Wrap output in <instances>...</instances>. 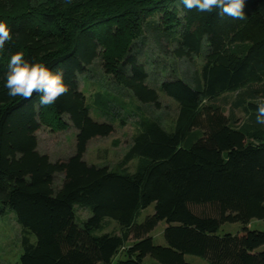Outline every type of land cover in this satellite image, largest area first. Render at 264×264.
Wrapping results in <instances>:
<instances>
[{"label": "trees", "instance_id": "trees-1", "mask_svg": "<svg viewBox=\"0 0 264 264\" xmlns=\"http://www.w3.org/2000/svg\"><path fill=\"white\" fill-rule=\"evenodd\" d=\"M244 12L243 20L221 18L182 0H0V20L12 30L0 50V204L21 228L15 264H143L147 255L162 264H191L185 255L264 264V229L247 227L264 219V125L236 127L213 104L235 93V105L257 116V103L242 93L264 100V0H246ZM147 34L162 42L163 59L142 61ZM17 51L62 69L69 92L46 107L40 94L9 97L7 63ZM197 57L192 81L176 74L175 61ZM97 59L129 100L79 86ZM167 59L173 75L154 85L149 66L164 70ZM159 92L176 103L170 129L143 108L162 109ZM129 119L133 132L115 166L84 160L93 138ZM69 126L70 155L52 159L38 150L41 127ZM160 221L164 244L150 236ZM227 222L242 227L218 234Z\"/></svg>", "mask_w": 264, "mask_h": 264}, {"label": "rangeland", "instance_id": "rangeland-1", "mask_svg": "<svg viewBox=\"0 0 264 264\" xmlns=\"http://www.w3.org/2000/svg\"><path fill=\"white\" fill-rule=\"evenodd\" d=\"M145 39V48L141 58L142 61L150 59L151 57L157 58L161 60V52L159 50L162 42H157L156 38L151 34H147ZM202 57V56H201ZM145 58V59H144ZM168 61L163 60V65H166V71L160 69H155L153 65L149 66V74L152 72L154 74L150 77L151 80L154 81V85L158 83L161 77H165V74L173 75V71H171L170 62L171 59H167ZM201 63V58L197 57L191 62L179 63L175 61L174 67L176 74L178 76L184 77L186 79H191V81L195 78V74L198 66ZM168 65V66H167ZM164 68V66H163ZM169 68V69H167ZM83 79V80H82ZM152 82V81H151ZM79 86H86L87 93L96 90L107 88L113 91L115 94H120L124 100H129L128 93L125 90L119 89V87L115 84L112 77L103 73L100 67V59L95 61V64L89 70L83 78L79 79ZM242 97L244 101L251 100L255 103L257 101L262 100L258 96L251 97L248 93H242ZM159 95L162 97V106L163 108L160 110H154L149 107H143L144 111L147 115L155 117L161 120L165 129H170L173 127V120L176 116V103L174 100L159 92ZM237 100V96L235 93H228L221 95L216 100H214L213 104L219 105L225 115H229L231 121L235 120L234 126L236 127H251L252 124L256 123V116H250L249 113L244 110L243 106L235 105ZM92 117H94V113H91ZM96 119V118H95ZM132 119H129L127 123L120 127H115V131L107 136V137H95L93 138L89 144L87 145L86 151L84 153V160L87 163H93L97 165L107 164L109 166H115L118 160L122 157L125 152L127 145L129 143L130 136L133 132V126L131 125ZM247 125V126H246ZM73 133L74 130L71 126L63 131L52 132L48 128L41 127L37 132L38 139V150L41 152L48 153L51 158L63 159L71 154L73 149ZM113 141H117V145L114 146ZM137 160L132 161L128 164V169L130 171L134 170L137 166ZM153 212V205L148 206L141 212V215L137 219L138 222L142 221L145 215ZM87 211L85 209H77V215L79 218L83 219L87 216ZM113 224H110L108 230L113 228ZM240 223H223L220 225L217 233L223 234L226 232L235 233L241 229ZM248 228L252 229H264V219H252L248 224ZM164 222L160 221L156 227L150 232V236L152 237L154 243L164 244L163 239V231ZM20 231L21 228L17 224L14 218V214L10 211L9 208H4L0 204V264H15L19 261L20 254L22 253V247L20 242ZM31 239L34 241V235H31ZM185 260L190 262L191 264H206V260L193 256V255H185ZM143 264H162L158 262L153 257L147 255L143 259Z\"/></svg>", "mask_w": 264, "mask_h": 264}, {"label": "clouds", "instance_id": "clouds-1", "mask_svg": "<svg viewBox=\"0 0 264 264\" xmlns=\"http://www.w3.org/2000/svg\"><path fill=\"white\" fill-rule=\"evenodd\" d=\"M182 3L188 10L197 9L207 13L215 10L221 18L227 16L235 20L245 19L246 0H182ZM11 40V28L0 20V50ZM4 86L8 89L9 97L20 96L31 100L34 94H40L38 103L44 107L54 104L70 90L62 69L52 70L44 63L26 59L22 51L11 55ZM256 123L264 125V100L257 101Z\"/></svg>", "mask_w": 264, "mask_h": 264}]
</instances>
